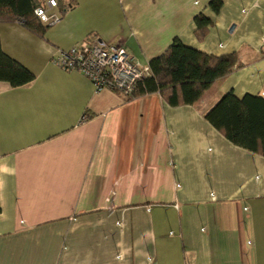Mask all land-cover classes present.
Returning a JSON list of instances; mask_svg holds the SVG:
<instances>
[{"label": "crops", "instance_id": "obj_1", "mask_svg": "<svg viewBox=\"0 0 264 264\" xmlns=\"http://www.w3.org/2000/svg\"><path fill=\"white\" fill-rule=\"evenodd\" d=\"M42 36L0 23L34 79L0 81V264H264V157L205 115L226 93L264 98V0H63ZM62 8V9H63ZM212 24L203 39L194 18ZM239 66L193 105L95 92L54 64L85 39L142 66L174 39Z\"/></svg>", "mask_w": 264, "mask_h": 264}, {"label": "trees", "instance_id": "obj_2", "mask_svg": "<svg viewBox=\"0 0 264 264\" xmlns=\"http://www.w3.org/2000/svg\"><path fill=\"white\" fill-rule=\"evenodd\" d=\"M60 6L63 0H56ZM44 0H0V23L20 20L30 32L42 36L48 26L42 25L34 10ZM222 0H209V8L218 14ZM63 8V9H62ZM195 36L203 39L212 24L209 18L198 14L194 20ZM240 64L235 54L215 57L185 46L174 39L165 52L152 59L150 75L144 78L132 96L158 92L172 106L193 105L218 79L227 76ZM34 75L19 62L4 53L0 43V81L13 88L29 84ZM131 99V98H130ZM205 119L235 146L264 157V98L246 94L237 98L232 92L224 94Z\"/></svg>", "mask_w": 264, "mask_h": 264}, {"label": "built area", "instance_id": "obj_3", "mask_svg": "<svg viewBox=\"0 0 264 264\" xmlns=\"http://www.w3.org/2000/svg\"><path fill=\"white\" fill-rule=\"evenodd\" d=\"M34 15L48 27L61 20L56 0H44L34 10ZM54 64L63 71L82 74L95 92L108 89L118 92L124 99L132 98L138 83L150 75L149 67L139 64L122 45L101 44L96 39L82 40L67 51L58 50Z\"/></svg>", "mask_w": 264, "mask_h": 264}]
</instances>
